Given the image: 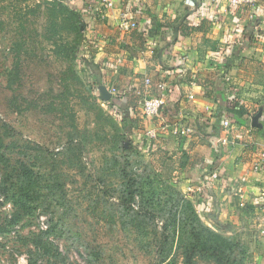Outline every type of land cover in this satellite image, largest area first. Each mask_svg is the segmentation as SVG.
I'll list each match as a JSON object with an SVG mask.
<instances>
[{"label":"rangeland","instance_id":"374dc122","mask_svg":"<svg viewBox=\"0 0 264 264\" xmlns=\"http://www.w3.org/2000/svg\"><path fill=\"white\" fill-rule=\"evenodd\" d=\"M51 1L0 0V139L12 166L25 161L41 178L38 199L27 209L20 210L14 205L15 197H10L0 211L6 227L0 232V264H29L27 243L50 227V240L59 254L36 256L34 264H184L177 244L161 243L162 191L169 183L179 189L174 165L169 162L163 167L150 149L151 138L135 129L128 134L126 148L131 146L132 151L126 158L118 142L124 130L118 131L112 118L99 112V108L106 112L108 105L80 61L87 52L83 47L88 34L82 32L75 65L53 51L51 38L59 40L51 30L47 10ZM74 39L70 36L65 41L74 44ZM19 48L24 78L20 95L8 89ZM24 98H32L36 109L25 110ZM125 159L130 160L126 173L143 178L149 208L157 214L155 223L139 227L132 223V211L122 205ZM5 170L0 165V178ZM140 203L138 198L134 210ZM204 221L225 236L240 237L248 248L245 264H264L263 229L242 219L220 227ZM197 264L216 263L200 258Z\"/></svg>","mask_w":264,"mask_h":264},{"label":"crops","instance_id":"0c3cea01","mask_svg":"<svg viewBox=\"0 0 264 264\" xmlns=\"http://www.w3.org/2000/svg\"><path fill=\"white\" fill-rule=\"evenodd\" d=\"M110 1L69 0L84 18L82 62L98 94L101 85L121 94L113 114L137 121L133 130L151 138L163 167L174 165L206 220L264 230V0ZM161 81L167 104L146 118L142 102Z\"/></svg>","mask_w":264,"mask_h":264},{"label":"trees","instance_id":"16d2710c","mask_svg":"<svg viewBox=\"0 0 264 264\" xmlns=\"http://www.w3.org/2000/svg\"><path fill=\"white\" fill-rule=\"evenodd\" d=\"M47 10L50 12L51 30L55 32V35L60 41H55V38H51V40L54 39V53L66 62H71L75 65L81 47V37H83L81 11L73 7L69 0H52L47 4ZM70 36H75L74 44L65 41V38ZM21 47H24V45L21 44ZM20 48L18 49L19 53L16 56V62L8 76V89L14 94L17 93L19 95L24 89ZM17 97L16 95L14 96L15 106L19 108ZM31 99L24 98V102L27 103L25 110L36 109L37 103ZM112 101L107 103L106 112L101 108H99V112L102 115L107 113L112 118L110 121L114 123L118 131L119 129L124 130V134L120 133L118 142H120V149L126 153L127 158L129 152L132 151L131 146L126 148L128 134H133V127L137 121L127 117L121 110L117 116H114L113 111L115 109ZM230 107L234 109L235 103H232ZM73 123H75L74 118ZM73 127L76 129L75 124ZM6 129L8 128L6 127ZM9 137H12V133L9 134ZM70 143H73V139H70ZM80 147L83 149L82 144H80ZM5 148L4 142L0 139V165L7 167L6 172L0 178V211L5 205V202L10 200V197H15V206L20 210H25L29 207L30 203L38 199L41 178L34 168L25 161L20 160L16 166H12V158L7 156V153L4 151ZM113 163L119 166L118 160L114 159ZM129 163L130 160L125 159V165L122 170L124 179L122 205L132 211V223H138L137 225L139 227L151 222L155 223L157 214L150 210L151 203L145 194V183H142L143 178L126 173V167ZM162 192V196L165 199L163 200L161 197L163 200L161 202L163 208L161 213L165 219L161 227V243L165 245L169 243L172 247L177 244V248L182 250L184 264H197V260L200 258L216 264L246 263L249 258L248 248L242 243L239 236H225L218 229L209 227L205 223V213L201 205L203 202L199 203L198 206L195 205L192 200L188 199L183 192L171 183ZM138 198L141 200V203L138 210H134L133 205L137 203ZM14 219L17 220L18 215ZM216 225L221 226L217 223ZM170 227L172 228V232H169ZM156 228L158 227L156 226ZM5 230L6 227L2 225L0 215V232L2 233ZM51 233L52 228L50 227L47 231L33 236L27 243L31 247L29 250V264H34V258L36 256L53 258L59 254V249L50 240Z\"/></svg>","mask_w":264,"mask_h":264},{"label":"built area","instance_id":"2783aa9c","mask_svg":"<svg viewBox=\"0 0 264 264\" xmlns=\"http://www.w3.org/2000/svg\"><path fill=\"white\" fill-rule=\"evenodd\" d=\"M90 4H97L100 5L101 7L108 8L112 5L110 0H88ZM231 6L238 7V6H243V5H253L256 0H229ZM133 26H135L133 24ZM86 30L83 29L82 32H85ZM147 85H152V81L150 79L146 80ZM155 87L157 88L159 95L157 97L153 98H145L142 102V111L143 115L146 118H154L159 115L161 110L166 106L167 104V99H168V85L166 82L161 81L157 82L155 84ZM112 94L113 97H117L121 95L116 89H110L109 90ZM191 130L187 129L185 132H182L183 134L189 133ZM261 165L257 164L255 165L254 169L255 171H258L260 169Z\"/></svg>","mask_w":264,"mask_h":264},{"label":"water","instance_id":"95a60500","mask_svg":"<svg viewBox=\"0 0 264 264\" xmlns=\"http://www.w3.org/2000/svg\"><path fill=\"white\" fill-rule=\"evenodd\" d=\"M99 92H100V99L106 103H108L109 101L112 100V94L111 92L109 91V89L105 86V85H101L99 87ZM260 114H258L254 119H253V122H254V126H256L257 124V120L260 118Z\"/></svg>","mask_w":264,"mask_h":264}]
</instances>
